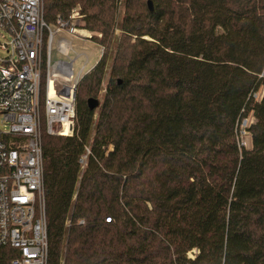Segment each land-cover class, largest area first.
I'll return each instance as SVG.
<instances>
[{"label": "trees", "instance_id": "obj_1", "mask_svg": "<svg viewBox=\"0 0 264 264\" xmlns=\"http://www.w3.org/2000/svg\"><path fill=\"white\" fill-rule=\"evenodd\" d=\"M120 3L43 0L116 45L103 102L107 55L73 137L43 136L49 264H264V0H126L117 23Z\"/></svg>", "mask_w": 264, "mask_h": 264}, {"label": "built area", "instance_id": "obj_2", "mask_svg": "<svg viewBox=\"0 0 264 264\" xmlns=\"http://www.w3.org/2000/svg\"><path fill=\"white\" fill-rule=\"evenodd\" d=\"M0 30L9 36L0 43V248L16 251L9 264H49L43 136L73 137L78 87L90 72L85 55L75 76V59H54V43L70 57V37L89 42L92 34L79 7L47 24L43 0H0Z\"/></svg>", "mask_w": 264, "mask_h": 264}, {"label": "rangeland", "instance_id": "obj_3", "mask_svg": "<svg viewBox=\"0 0 264 264\" xmlns=\"http://www.w3.org/2000/svg\"><path fill=\"white\" fill-rule=\"evenodd\" d=\"M126 11H127L126 0H121L119 8L117 9V14H118L117 23L122 22ZM87 32H90L92 34V37L97 38L98 40H101L103 38L101 33L91 32L89 30H87ZM121 35H122L121 30L118 27H115V36L117 38H120ZM70 38L73 41V47H74L73 52H71V56L66 57V56H63V55H60L59 53H57L56 41H55L53 58L54 59H63V60L75 59V62L73 64V72H74L75 76L81 71L82 66L86 63L85 55H87L89 57V62L87 63V65L83 71V74L88 73L89 70L91 72L94 69V67L101 61L103 56L106 57V55H107L108 46L107 45L100 46V43H98L99 41L97 39L92 38L89 42H83V41H79L77 39H74L73 37H70ZM8 40H9V36L0 30V43L5 44ZM101 48H104V52H103L102 57L100 56ZM76 54H83V55L81 56V58H76ZM115 56H116V45H114V47L112 45L111 49H109V52H108V55L106 58V66H107L106 75H105V78H104V81H103V84L101 87V91L99 93V100L101 103L104 100V96H105L106 88H107V83H108V80L110 78L111 69L115 63ZM0 57H3V58L6 57V53L2 50H0ZM90 72L88 74H90ZM263 94H264V89H261L257 94L254 95V97L256 98L257 101H260L263 97ZM98 114H99V110L97 111V113L95 115V119L97 118ZM1 120L2 119L0 117V130H5V127H4L3 123L1 122ZM254 121L255 120H254L252 114H250L247 119L243 120V122L240 126V129H241L240 145L243 147L251 148V137H250V134L247 132V128H249L250 125ZM52 137H58V136H52ZM86 159L84 158V168L86 166V161H87ZM195 254H196V251L190 252L189 257L194 258Z\"/></svg>", "mask_w": 264, "mask_h": 264}]
</instances>
